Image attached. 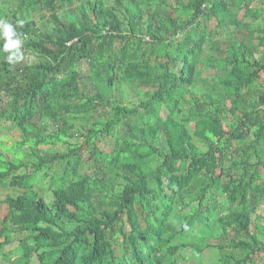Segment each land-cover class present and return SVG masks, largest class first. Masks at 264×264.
<instances>
[{"label":"trees","instance_id":"1","mask_svg":"<svg viewBox=\"0 0 264 264\" xmlns=\"http://www.w3.org/2000/svg\"><path fill=\"white\" fill-rule=\"evenodd\" d=\"M254 1L0 0L25 56L0 53L4 261L264 264Z\"/></svg>","mask_w":264,"mask_h":264},{"label":"clouds","instance_id":"2","mask_svg":"<svg viewBox=\"0 0 264 264\" xmlns=\"http://www.w3.org/2000/svg\"><path fill=\"white\" fill-rule=\"evenodd\" d=\"M22 24V21L19 22L20 26ZM23 45L24 41L17 31V26L0 18V53L4 54V60L8 65L14 67L25 60ZM120 251L123 252L121 249ZM114 252L116 253V248Z\"/></svg>","mask_w":264,"mask_h":264},{"label":"rangeland","instance_id":"3","mask_svg":"<svg viewBox=\"0 0 264 264\" xmlns=\"http://www.w3.org/2000/svg\"><path fill=\"white\" fill-rule=\"evenodd\" d=\"M252 4H255V1L252 3ZM1 95V94H0ZM1 99H3V96L1 95ZM0 131H1V133H3L5 130H4V128L3 127H0ZM5 141H7L8 142V140L7 139H4ZM85 153H84V156H85V158H87V153H86V151H84ZM3 192H1L0 193V198L5 194V192L7 191L6 189H4L3 188ZM253 216V220L256 218L255 217V215H259V218H260V222L261 223H263L264 224V206H260V207H258V209L256 210V212L255 213H253L252 214ZM124 218V217H123ZM125 230H128V228L126 227L125 228ZM118 239H120V236H118L117 237ZM1 239H3L2 237L0 238V240ZM13 242H15V241H13ZM12 242V243H13ZM15 244L13 243V245H9V244H7V245H5V246H3L2 247V249L0 250V252H6V251H8V250H11L13 247H14V253L10 256V260H13L14 258H16L17 256H18V254L15 252ZM121 253V251H120V247L119 246H116V254H120ZM180 255H181V257L184 259L183 261H184V264H195V259L196 258H194L192 255H191V253H190V251H189V249L188 248H185V249H182V250H180ZM216 256H215V253L214 252H212V251H204L201 255H200V263L201 264H208V263H211V262H213V261H215V258ZM9 260V261H10ZM32 260H35V253H33L32 254ZM9 261H4V259L3 258H1L0 257V264H9ZM11 262V261H10ZM181 263H183V262H181Z\"/></svg>","mask_w":264,"mask_h":264},{"label":"crops","instance_id":"4","mask_svg":"<svg viewBox=\"0 0 264 264\" xmlns=\"http://www.w3.org/2000/svg\"><path fill=\"white\" fill-rule=\"evenodd\" d=\"M258 2V0H255V4H251L252 6H256V7H259L261 4H259V3H257ZM253 3V2H252Z\"/></svg>","mask_w":264,"mask_h":264}]
</instances>
